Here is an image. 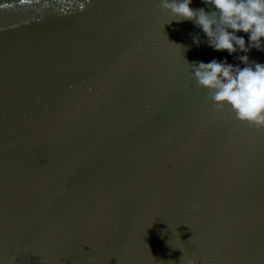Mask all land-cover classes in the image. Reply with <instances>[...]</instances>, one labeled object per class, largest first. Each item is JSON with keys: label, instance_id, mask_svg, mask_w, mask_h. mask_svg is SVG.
<instances>
[{"label": "water", "instance_id": "95a60500", "mask_svg": "<svg viewBox=\"0 0 264 264\" xmlns=\"http://www.w3.org/2000/svg\"><path fill=\"white\" fill-rule=\"evenodd\" d=\"M50 2L0 0V264H264V129L192 67L244 53L160 0Z\"/></svg>", "mask_w": 264, "mask_h": 264}, {"label": "clouds", "instance_id": "9594fccd", "mask_svg": "<svg viewBox=\"0 0 264 264\" xmlns=\"http://www.w3.org/2000/svg\"><path fill=\"white\" fill-rule=\"evenodd\" d=\"M34 2L40 8L52 6L50 0ZM192 2L160 0L162 8L172 17L167 23L192 21L206 35V42L213 50L226 51L229 55L244 53L237 56L243 67L229 63L227 58L192 64L195 79L211 92L217 111L230 107L236 119L264 129V63L250 61L247 55L253 48L264 50V0H202L211 6V11L204 7L193 9ZM21 3L32 6L33 0ZM54 3L64 12L73 7L69 0H54ZM76 6L83 9L85 3ZM240 32L247 34V41ZM194 40L199 45V38Z\"/></svg>", "mask_w": 264, "mask_h": 264}, {"label": "snow or ice", "instance_id": "6c2138e0", "mask_svg": "<svg viewBox=\"0 0 264 264\" xmlns=\"http://www.w3.org/2000/svg\"><path fill=\"white\" fill-rule=\"evenodd\" d=\"M21 2H22V0H21Z\"/></svg>", "mask_w": 264, "mask_h": 264}]
</instances>
